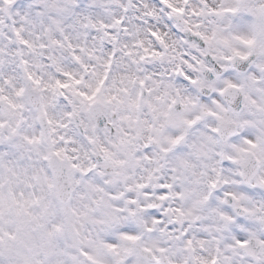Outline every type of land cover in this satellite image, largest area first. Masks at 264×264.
I'll return each mask as SVG.
<instances>
[{"label": "snow or ice", "instance_id": "1", "mask_svg": "<svg viewBox=\"0 0 264 264\" xmlns=\"http://www.w3.org/2000/svg\"><path fill=\"white\" fill-rule=\"evenodd\" d=\"M0 264H264V0H0Z\"/></svg>", "mask_w": 264, "mask_h": 264}]
</instances>
